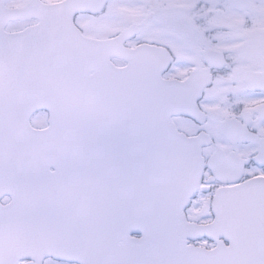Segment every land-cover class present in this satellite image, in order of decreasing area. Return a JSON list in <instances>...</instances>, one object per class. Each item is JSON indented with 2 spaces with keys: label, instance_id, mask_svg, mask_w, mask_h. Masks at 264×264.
Returning <instances> with one entry per match:
<instances>
[{
  "label": "snow or ice",
  "instance_id": "1",
  "mask_svg": "<svg viewBox=\"0 0 264 264\" xmlns=\"http://www.w3.org/2000/svg\"><path fill=\"white\" fill-rule=\"evenodd\" d=\"M0 264H264V0H0Z\"/></svg>",
  "mask_w": 264,
  "mask_h": 264
}]
</instances>
